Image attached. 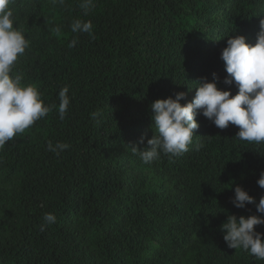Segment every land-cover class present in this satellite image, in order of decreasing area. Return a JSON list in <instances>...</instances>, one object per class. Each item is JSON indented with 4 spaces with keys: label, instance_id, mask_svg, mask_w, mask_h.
I'll use <instances>...</instances> for the list:
<instances>
[{
    "label": "trees",
    "instance_id": "trees-1",
    "mask_svg": "<svg viewBox=\"0 0 264 264\" xmlns=\"http://www.w3.org/2000/svg\"><path fill=\"white\" fill-rule=\"evenodd\" d=\"M80 2L10 4L30 41L14 72L45 104L65 86L71 102L63 120L57 108L0 150V264H264L220 227L228 214L264 215L232 204L237 184L264 195V145L198 114L184 155L145 164L131 148L150 147L156 99L185 92L187 103L213 73L236 94L221 51L229 36L256 42L264 0H96L87 15ZM75 19L93 34L72 33ZM49 141L70 147L56 155ZM45 213L57 220L42 230Z\"/></svg>",
    "mask_w": 264,
    "mask_h": 264
},
{
    "label": "clouds",
    "instance_id": "clouds-1",
    "mask_svg": "<svg viewBox=\"0 0 264 264\" xmlns=\"http://www.w3.org/2000/svg\"><path fill=\"white\" fill-rule=\"evenodd\" d=\"M12 0H0V150L16 136L30 129L38 120L57 110L59 119L63 120L67 114L71 99L67 86L58 93L59 104H45L42 94L32 84L22 83L23 76L14 72L18 59L30 47V41L17 27H14L15 17L10 8ZM54 4L64 6L65 0H53ZM96 0H81L80 7L87 15L94 7ZM74 34H93L90 20L75 19L70 25ZM59 31V29H58ZM78 37H74L69 47H75ZM224 68L227 75L224 84L238 89L231 94V87L221 89L217 81L218 74L213 73V79L199 81L194 98L184 104L185 92H178L175 98H158L150 105L153 120V136L147 140V145L138 149L133 146L132 151L145 164L157 161L162 154L169 159L180 157L189 151L193 144L194 130L200 127L196 116L202 114L217 128L223 130L229 125L239 128L236 133L241 141L264 145V19L260 21V30L256 42H246L244 35L229 36L226 47L221 51ZM93 118L97 113L91 114ZM142 136L140 142L143 143ZM68 143L49 141L47 150L59 155L68 149ZM203 144L197 143L195 150L200 151ZM257 184L264 189V171H261ZM232 204L236 208H245L247 204H254L257 213L264 214V195L259 201L241 185L234 188ZM42 230L47 225L56 223L57 217L53 213H45ZM258 225H264V215H241L237 218L228 214L221 224L224 232L223 239L229 248L242 249L259 260H264V233L256 231Z\"/></svg>",
    "mask_w": 264,
    "mask_h": 264
}]
</instances>
